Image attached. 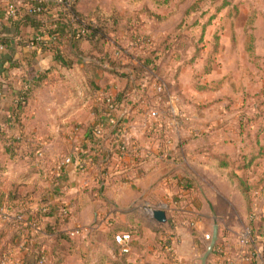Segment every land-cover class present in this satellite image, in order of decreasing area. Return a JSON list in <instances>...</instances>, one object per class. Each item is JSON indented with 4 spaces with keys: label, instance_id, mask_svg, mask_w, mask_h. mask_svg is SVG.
Returning <instances> with one entry per match:
<instances>
[{
    "label": "crops",
    "instance_id": "crops-1",
    "mask_svg": "<svg viewBox=\"0 0 264 264\" xmlns=\"http://www.w3.org/2000/svg\"><path fill=\"white\" fill-rule=\"evenodd\" d=\"M11 1L23 7L30 0ZM5 2L0 0V41L4 44L0 52V121L14 109L19 91L32 89L20 114L22 129L16 127L15 131L22 133L26 142L32 141L39 148L32 159L23 158L20 156L24 149L23 141L16 149L17 155L11 158L0 141V154H3L0 156V205L6 203L11 211H24L31 215L40 207L42 196L46 195L59 207H68L67 220L59 224L61 230L67 233L75 227L86 229L81 236L71 237L74 241L78 242L79 237H89V241L96 245L100 235V241L107 238L113 248L116 244L105 228V220L112 217L111 230H136L132 233L131 249L125 256V262L129 264H201L200 257L207 243L204 234L212 233L215 224L218 226L217 245L233 264H264V117L241 129L240 106L236 102L230 104L229 100L221 97L203 110H196L186 102L189 121L174 132L173 142L168 145L164 142L162 119V126L155 124L153 131L147 128L149 120L145 119L143 112L148 106L155 108V115L163 118V106L152 103L153 89L149 83L143 87L144 80L133 76L127 78L102 68L90 70L76 58L69 67L60 66L53 51L42 49L34 41L39 38V33L43 34V39H48L47 19L56 17L54 0H46L50 10L44 15L42 26L30 23L15 25L4 17ZM54 44L64 51L66 39L60 38ZM80 48L88 50L89 43L82 41ZM107 51L112 56L113 52ZM119 63V71L128 72L124 61ZM82 68L90 73L79 80V69ZM260 77L253 82L254 86L247 85L244 93L252 95L263 89L264 72ZM35 82L38 84L33 86ZM81 82L87 86L86 91H79ZM191 84L195 85L194 77L189 86ZM189 86L187 94L192 93V101L197 104L194 98L197 85L192 89ZM199 88L211 89L207 84ZM106 94L117 101L119 107L114 116L123 122L122 131L133 144L120 159L115 154L114 140L118 131L114 126L106 125L100 141L93 136L94 124L103 118L102 97ZM155 119L153 117L151 121ZM257 150L263 156L253 157L252 153ZM38 151H41V156H38ZM212 155H226L237 165L251 158L246 169L249 181L263 178L259 187L252 191L250 210L247 211L243 200L240 201L236 220H230L227 225L218 221L221 215L215 212L211 198L242 196L227 181L229 169L222 173L213 167L217 164L213 162ZM66 156H72V161L63 166L62 175L55 184L48 171ZM78 160L81 168L77 166ZM186 174L188 189L178 183ZM214 180L224 188L208 183ZM9 194H16L17 198L7 201ZM146 201L152 205L165 202L170 207V215L175 211L178 240L173 256L162 250L160 231L156 232L148 223L133 219L137 214L143 217L141 206ZM152 221L160 223L155 219ZM46 223H53V217L43 218L38 230L22 233L23 229L17 223L0 220V255L13 256L12 263H19L25 252L19 249L18 244L25 238L28 246H37L45 255L52 256L53 235L44 229ZM245 224L254 230L250 251L257 254L249 263L239 258L241 247L237 239L223 231L242 228ZM16 232L21 235V241L12 237ZM106 251L108 256L103 259L104 264H118L119 256H115L110 247H106ZM60 252V256L71 254L66 250ZM99 257L96 256L92 262L97 264ZM79 260L82 261L81 258ZM206 264L227 263L213 250Z\"/></svg>",
    "mask_w": 264,
    "mask_h": 264
},
{
    "label": "rangeland",
    "instance_id": "rangeland-1",
    "mask_svg": "<svg viewBox=\"0 0 264 264\" xmlns=\"http://www.w3.org/2000/svg\"><path fill=\"white\" fill-rule=\"evenodd\" d=\"M224 2L228 4L222 6ZM78 7L86 15L99 11L104 17L114 14L121 17L122 20L110 34L105 48L111 52L119 49L120 54H111L118 62L124 61L127 70L148 59L152 60L153 70L143 79L150 86L154 81L163 85L161 98L166 96L164 101L168 94L177 95L179 107L184 109L182 127L187 125L190 118L186 102L196 110H203L224 97L230 104H239L240 114L250 116L256 113L255 98L253 94L244 93V89L247 85L254 86L253 82L258 80L259 75L262 78L264 72V0H79ZM135 32L139 34L135 35ZM131 33L133 36L129 35ZM139 36L144 38L142 44L137 42ZM82 69H79V80L90 73ZM193 77L197 88L205 84L211 88L210 91L196 88L194 98L197 104L192 101V93L187 94ZM195 85L189 87L192 89ZM86 90L87 86L81 82L79 91ZM151 100L153 104L157 103L154 91ZM164 101L162 106L166 110ZM169 120L167 117L165 124ZM208 183L224 188L218 180ZM227 198H211L215 212L221 215L218 221L222 225L236 220L235 215L240 212V201L243 200L236 195ZM145 203L150 204L147 201ZM164 203L154 206L162 208ZM142 215H135L134 221L146 219L143 212ZM105 228L109 234L111 228ZM223 231L238 242L241 228ZM88 238L79 237L78 242L71 240L68 246L71 248L66 249L71 253L68 256L53 258L45 255L46 264H94L92 260L96 256L107 254L106 247H110L115 256L122 254L115 245L112 248L105 237L100 241L99 235L96 245ZM206 241L207 245L209 241ZM6 257L12 260L13 256ZM56 257H60V261H55Z\"/></svg>",
    "mask_w": 264,
    "mask_h": 264
},
{
    "label": "trees",
    "instance_id": "trees-1",
    "mask_svg": "<svg viewBox=\"0 0 264 264\" xmlns=\"http://www.w3.org/2000/svg\"><path fill=\"white\" fill-rule=\"evenodd\" d=\"M78 1L79 0L72 1L67 7L61 3H57L54 1L56 8V17L47 19V22H49V26L48 28L46 27V34H48L49 38L45 40L42 38L43 34L39 33V38H36L34 40L36 41L38 46L44 50L48 49L53 51L55 61L58 62L62 67H69L72 64L73 60L76 58V60H78L79 62H83L85 66H87V68L90 70L102 68L105 71L118 74L120 76H126L127 78L133 76L140 80H146L143 79L144 76H148V72L150 70H153L154 67L152 60L148 59L138 66L130 67L128 69V72L121 73V71H119L120 63L118 62V60L113 58L105 48L107 40H109L110 38V34L115 30V27L122 20L121 17H118L116 14L104 17L100 14L99 11L95 12L93 15H86L77 9ZM227 4L228 2H224L222 6ZM39 7L41 9L37 10V8ZM49 10L50 9L48 4L46 3V0H30L25 6L19 7V11L15 17H6L5 15L4 17L14 22V24L17 26L23 25L24 23L42 26L44 23V15H46ZM138 34L139 33L135 32V35ZM129 35L133 36V33ZM60 38L66 39V47L64 48V51H60L57 44H54V42H58ZM82 41H87L89 43L88 50L85 51L80 48V44ZM37 84L35 82L33 86ZM31 90L32 89L30 88H24L19 91L15 98V107L12 112L9 113L10 118L8 119L6 116L0 121V141L3 143L8 156L11 158L16 154V149L21 146V142L23 141H25V143L23 144L24 149L22 151V154H20V156H22L23 158L32 159V157L37 154V150L39 148V146L33 145L32 141L26 142L25 136L22 133L15 131L16 127L18 129H22L20 114L27 105ZM252 97L255 98L256 113L250 116H245L244 113L239 115V124L241 129L247 127V125H249L250 123L264 117V88L259 92L253 94ZM102 110L105 111V106ZM255 139L256 141H258L257 137ZM252 156H263V153L260 150H257L256 152L252 153ZM212 160L217 164L216 166L213 165L216 170H220L223 173L224 169H229L226 173L227 181L230 185H234L235 189L239 190L243 199L245 209L249 211L252 202V191L256 190L263 180V178H261L260 180L254 182L249 181L246 169L250 165L251 158H247V161L240 165H237L235 160H231L226 155H212ZM37 173L40 174L39 170L37 171ZM186 176L187 174L180 178L178 180V183L181 184L185 189H188L189 183ZM53 179V183L58 184L59 177H54ZM19 197L20 196H18V198ZM15 198H17L16 194L15 196L9 194L6 197V200L12 201V199ZM40 201V207L31 215L24 211L23 213L26 215L27 219L33 220L38 224L45 217H53V223H46L44 229L48 233L53 235L50 251L51 255L54 258V256H60V251L71 248L68 246L69 243L73 241V239L59 228V224L61 222H64L65 220L61 215L62 206L59 207L46 195H43ZM143 219L141 222L148 223L149 225H151V227H154L153 229L156 232L160 231V223H152L153 221L151 219H148L147 217L146 219ZM24 231L25 229H23L22 233H24ZM116 231H119V229L111 230V232H109L108 234L109 237L110 235H112L113 238ZM252 231L254 232L253 229ZM125 232L136 233V230L127 229L125 230ZM12 237H18L17 239L19 241H21L22 239L21 235H18L17 232L13 234ZM24 252V256H22L20 262L17 264H38V260L43 253L39 247L34 245L28 246L27 250ZM126 255L127 253L118 254L117 256H119V259L117 260V263L129 264L125 262ZM2 256L3 255H0V257ZM105 256L107 255L101 254L97 264H104L103 259L106 258ZM57 259L59 260L60 257H56L55 261Z\"/></svg>",
    "mask_w": 264,
    "mask_h": 264
},
{
    "label": "built area",
    "instance_id": "built-area-1",
    "mask_svg": "<svg viewBox=\"0 0 264 264\" xmlns=\"http://www.w3.org/2000/svg\"><path fill=\"white\" fill-rule=\"evenodd\" d=\"M38 1H45V0H38ZM57 3H61L64 6H68L72 1L74 0H54ZM5 8H4V15L6 17H15L19 11V6L16 5L11 0H6L5 2ZM41 8H37V10H40ZM140 38L137 39V42L142 44L144 42V38L142 36H139ZM49 38V37H48ZM4 44L0 41V51L3 50ZM113 54H120L121 51L119 49L114 50ZM143 87L147 86L148 82L146 80L142 83ZM150 86V84H149ZM151 87L153 91L155 92L157 96V103L159 106L162 105V102L164 101L165 97L162 99L161 96L164 93L163 85L159 81H154L151 84ZM102 102L105 106V111L103 113V118H101L97 123L93 126V136L95 140L100 141L104 137L105 127L106 125H111L116 128L117 136L115 137L114 144H115V154L117 158L124 157L128 152V147L132 146V142L129 140L128 137L125 136V132L122 131L124 128V124L122 121H119L114 116V112L118 109L119 105L117 101L111 97L110 95L106 94L102 97ZM164 104L166 106V110L162 109V115L163 118H159L155 115V108H146V110L143 112L145 119H148V125L147 127L149 130L153 131L155 129V124L160 127L162 119L163 121V128H164V135L165 139L164 142L166 144H171L173 142V136L174 132L182 125V120L184 116L183 109L179 107V99L177 95L174 94H168L167 99L164 101ZM178 106V107H177ZM153 117H156L154 121H151ZM167 117L170 118L169 123L165 124ZM7 118H10V114L7 115ZM151 122V123H150ZM154 122V124H152ZM41 151H38V156H41ZM72 161V156H66L62 157L61 160L52 168L50 171H48V174L50 175V180L53 181L54 177H60L62 175L63 166L70 163ZM40 165V164H39ZM78 167H82L81 164H79L78 160ZM155 209H163L166 216V221L163 223H160V246L164 253L168 254L169 256H173L174 252V245L178 240V235L176 233V219H175V211H173L172 215L169 214L170 207L167 204H163L162 208H159L154 205H150L147 203H143L141 206V211L145 214V216L148 219L154 220L153 212ZM61 215L65 219V221L68 218L69 210L66 205H63L61 207ZM113 218L110 217L105 220L106 226L111 227L113 224ZM0 220L2 222H14L17 223L18 226L22 229L26 230H38L39 224L33 220H29L26 218V215L21 211H11L10 208L5 204L0 205ZM191 223V221H190ZM165 224V225H164ZM85 228L83 227H75L67 231V234L70 237L79 236V234H82L85 232ZM211 233H207L204 235L205 239L210 241L211 239ZM133 234L130 232H116L113 236L114 242L116 246L118 247L119 252L122 253H128L131 249V242H132ZM254 235L253 231L250 225L243 226L241 228L240 233L238 234V244L240 245L241 249L238 252V256L240 259L251 262L254 259V256L257 257V254L250 251V247L253 244ZM19 249L21 251H26L28 248V244L26 242V239L24 238L23 241L19 244ZM214 251L217 252L218 256H221L224 260H226L227 264H233L232 260L230 258H226L227 256L224 252V250L220 247H218L217 243L214 246ZM46 258L45 254L42 253L38 260V264H46ZM0 264H12V260L10 258H7L6 256L0 257ZM252 264V263H251Z\"/></svg>",
    "mask_w": 264,
    "mask_h": 264
},
{
    "label": "water",
    "instance_id": "water-1",
    "mask_svg": "<svg viewBox=\"0 0 264 264\" xmlns=\"http://www.w3.org/2000/svg\"><path fill=\"white\" fill-rule=\"evenodd\" d=\"M153 217L155 220H157L160 223H163L166 221L165 212L161 209H155L153 212ZM218 240V226L215 224L212 229V236L208 244L206 245V249L203 252L202 256L200 257L201 264H206L207 259L212 254L214 250V246L216 245Z\"/></svg>",
    "mask_w": 264,
    "mask_h": 264
}]
</instances>
